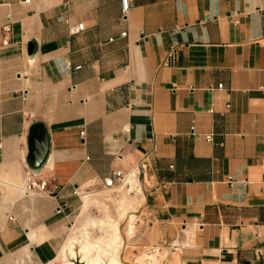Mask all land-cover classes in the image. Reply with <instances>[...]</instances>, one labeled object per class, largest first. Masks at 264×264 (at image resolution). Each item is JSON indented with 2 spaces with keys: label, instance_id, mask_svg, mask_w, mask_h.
<instances>
[{
  "label": "crops",
  "instance_id": "0c3cea01",
  "mask_svg": "<svg viewBox=\"0 0 264 264\" xmlns=\"http://www.w3.org/2000/svg\"><path fill=\"white\" fill-rule=\"evenodd\" d=\"M6 23L0 264L52 260L116 168L149 183L133 214L168 264H264V0H131L125 17L120 0H0ZM28 174L45 194L23 195Z\"/></svg>",
  "mask_w": 264,
  "mask_h": 264
},
{
  "label": "rangeland",
  "instance_id": "374dc122",
  "mask_svg": "<svg viewBox=\"0 0 264 264\" xmlns=\"http://www.w3.org/2000/svg\"><path fill=\"white\" fill-rule=\"evenodd\" d=\"M132 183V182H131ZM139 183V182H138ZM142 184H149L147 180L138 184L137 188H141L144 192ZM139 194H140V190ZM93 195L88 193L83 194V204L81 213L76 219L72 227L68 231L67 236H73L75 239H82L84 237L83 229L86 227L89 233L91 246L96 238H99L105 228L112 223L118 226L119 258L124 264H149L151 254H155L156 259L154 264H168L167 249L160 248L155 242V232L152 229L150 221L145 219L143 223L137 221L133 213L137 204H140L135 196V193L122 190L118 193H109L103 188L93 191ZM97 193V194H96ZM130 195L131 207L123 213L117 206V201L123 196ZM143 195V194H141ZM130 212L127 217V212ZM131 216L133 218H131ZM127 217V219H126ZM105 218V223H100V219ZM91 222L96 223V227L90 226ZM142 224V225H141ZM86 225V226H85ZM143 226L142 229H140ZM66 236V237H67ZM66 239V238H65ZM78 241H75V247H78ZM56 257V258H55ZM55 264H61L60 251L58 250L55 256Z\"/></svg>",
  "mask_w": 264,
  "mask_h": 264
},
{
  "label": "bare ground",
  "instance_id": "6f19581e",
  "mask_svg": "<svg viewBox=\"0 0 264 264\" xmlns=\"http://www.w3.org/2000/svg\"><path fill=\"white\" fill-rule=\"evenodd\" d=\"M129 182H133V179H129ZM139 190L140 193H142L141 188ZM129 196L130 195H128V197L123 195L117 201V206L123 213H126L127 209L131 207L132 202ZM131 218L133 217L131 216ZM104 220L105 218H101L99 221L104 224ZM89 225L94 228L96 227L95 222H91ZM83 233L84 237L82 239L78 240L69 235L63 241L59 250L61 264H77L78 261L83 264H124L119 258L118 239L120 236L116 223H112L105 228L99 238L95 239L92 246L89 241L90 237L86 227H84ZM75 241L79 243L77 248L74 246ZM151 257L149 264H154L156 259L155 254H151ZM55 258L50 260L47 264H55Z\"/></svg>",
  "mask_w": 264,
  "mask_h": 264
},
{
  "label": "built area",
  "instance_id": "2783aa9c",
  "mask_svg": "<svg viewBox=\"0 0 264 264\" xmlns=\"http://www.w3.org/2000/svg\"><path fill=\"white\" fill-rule=\"evenodd\" d=\"M29 1V0H25ZM131 0H120L121 15L125 17L127 11L129 10ZM84 28L83 22H77L74 25L69 27V33H76ZM10 31L9 23H6L2 26L0 34V46L6 45L9 42L8 32ZM125 35V32H121L120 36ZM112 40V38H109ZM171 56V53H170ZM69 66V64L67 63ZM78 69L79 66L73 67ZM222 84H217L216 88H221ZM191 133H193V127L190 128ZM80 135H83V131L80 132ZM205 138L210 140V136L206 135ZM139 169V168H138ZM137 168L123 171L120 168L114 169L109 176H106L102 179L101 187L104 190H107L109 193H118L122 190H126L129 193L138 192L137 187L141 185L140 180V171ZM129 179H133V182L130 183ZM139 182V183H138ZM140 184V185H138ZM20 189L24 196H28L31 193L45 194L47 191V182L44 180H34L29 174L25 177L23 184L20 186ZM73 193L78 195L80 194L77 189L73 190ZM12 215H8V219H12Z\"/></svg>",
  "mask_w": 264,
  "mask_h": 264
},
{
  "label": "water",
  "instance_id": "95a60500",
  "mask_svg": "<svg viewBox=\"0 0 264 264\" xmlns=\"http://www.w3.org/2000/svg\"><path fill=\"white\" fill-rule=\"evenodd\" d=\"M26 145V165L31 168L39 167L44 162L48 149L47 132L40 122H33L29 126ZM77 264L83 263L78 261Z\"/></svg>",
  "mask_w": 264,
  "mask_h": 264
}]
</instances>
